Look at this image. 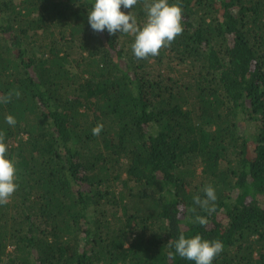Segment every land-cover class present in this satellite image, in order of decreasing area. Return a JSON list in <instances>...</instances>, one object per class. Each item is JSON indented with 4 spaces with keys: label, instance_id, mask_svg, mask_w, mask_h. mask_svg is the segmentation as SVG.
Segmentation results:
<instances>
[{
    "label": "trees",
    "instance_id": "obj_1",
    "mask_svg": "<svg viewBox=\"0 0 264 264\" xmlns=\"http://www.w3.org/2000/svg\"><path fill=\"white\" fill-rule=\"evenodd\" d=\"M93 2L0 0V97L20 92L0 103L19 185L0 264H195L181 233L221 240L213 264H264V0H170L184 31L146 59L91 28Z\"/></svg>",
    "mask_w": 264,
    "mask_h": 264
},
{
    "label": "clouds",
    "instance_id": "obj_2",
    "mask_svg": "<svg viewBox=\"0 0 264 264\" xmlns=\"http://www.w3.org/2000/svg\"><path fill=\"white\" fill-rule=\"evenodd\" d=\"M137 0H94L92 9L88 12V22L94 31H108L109 34L117 32L133 34L132 52L137 59H146L160 54L162 48L172 44L178 35L184 31L183 8L178 2L170 0H149L145 4L146 21L138 24L136 16L132 13ZM131 9V11H122ZM19 96L18 90L10 91L0 97V103H8L12 95ZM9 125L17 123L16 118L9 114L5 117ZM103 124H97L92 132L100 134ZM18 168L14 158L8 154V145L0 134V205L6 204L16 192L19 185L17 180ZM204 198L200 195L193 197L196 204L205 208L210 216L216 211V190L211 185H205ZM195 223L201 226L208 224V217L196 215ZM171 243V241H170ZM175 253L195 264H213V261L223 251V242L219 239L209 240L199 233L186 237L181 233L174 243Z\"/></svg>",
    "mask_w": 264,
    "mask_h": 264
},
{
    "label": "rangeland",
    "instance_id": "obj_3",
    "mask_svg": "<svg viewBox=\"0 0 264 264\" xmlns=\"http://www.w3.org/2000/svg\"><path fill=\"white\" fill-rule=\"evenodd\" d=\"M20 1V0H19Z\"/></svg>",
    "mask_w": 264,
    "mask_h": 264
}]
</instances>
